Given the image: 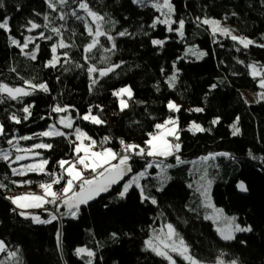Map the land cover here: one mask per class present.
Wrapping results in <instances>:
<instances>
[{
  "label": "trees",
  "instance_id": "1",
  "mask_svg": "<svg viewBox=\"0 0 264 264\" xmlns=\"http://www.w3.org/2000/svg\"><path fill=\"white\" fill-rule=\"evenodd\" d=\"M3 2L0 18H11V32L0 30V83L13 88L26 87L25 81L46 83L49 91L36 90L18 100L0 93V100L3 101L0 102V124L4 125L6 133V136H0V148L10 150L12 146L6 143L7 139L45 131L50 124H55L59 115H68L52 112V107L57 104L72 106L74 110L70 114L75 120L74 127L79 126L93 139L109 137L106 146L116 152L121 151V139L144 146L148 134L155 131V124L175 116L179 118L180 128L184 129L180 131L181 151L178 154L181 158L197 159L214 152L228 154L218 158L222 180L213 184L211 198L225 214L236 216L238 223L251 226L253 230L237 233L232 241L222 240L212 223L195 208L197 195L186 184L183 167L170 171L171 179L163 191L158 192L155 187L145 190L157 199L156 205L149 201L141 203L140 192L135 187L121 199L118 195L122 190L121 184L80 208L75 219L66 214L60 224L56 221L37 224L29 216L25 218L16 212L5 197L13 195L16 190L35 191L50 177L36 173L13 176L8 164L0 160V182L8 186L7 189H0V240L5 242L7 249L0 253V264H85L87 257L77 256V247L95 252L93 264H168L151 251L144 250V242L151 231L167 223L173 224L202 263H217L223 259L225 264H229L236 258L238 264H264V161L259 159L264 157V101L246 104L241 94L243 90L260 89L258 79L250 76L246 65L253 62L264 64V48L251 45L244 49L231 37L220 34L214 37L207 25L198 26L194 22L196 17L217 19L231 25L237 36L252 39L258 44L264 43V0H172L174 18L186 21L182 40L174 34L169 35L163 25L157 24L155 29L149 27L158 16L150 6L140 7L131 0H87L94 11L117 21L111 31L116 37V50L105 52L104 48L98 47L91 54L94 58L90 62L99 68L123 62L115 71L99 78L92 91H89L91 81L87 71L76 67L75 63L64 64L63 60V53L68 52L74 62L83 64V47L91 40L81 21L70 15L66 22L58 19L60 12L70 13L78 9L79 0L70 2L59 12L49 9L47 0ZM78 14L86 15L82 11ZM45 15H48L49 21H45ZM29 20L41 25H64L61 29L64 39L74 43L75 47L58 50L61 61L57 67H47L46 64L51 59V45L59 37L44 27L28 32ZM73 29L75 35H72ZM124 29L134 36L119 37L117 33ZM41 32L45 36H53V40H36L40 51L35 60L21 53L9 39L12 36L22 44L26 36L36 37ZM145 32L148 35H144ZM153 39L166 42L163 47L154 46L151 43ZM100 41L104 47H111L104 37ZM186 44H197L207 54L200 60L180 59ZM33 48L34 45L30 44L25 51ZM238 48L240 51L236 50ZM238 60L244 63H238ZM174 63L177 79L170 87L167 78L173 73ZM66 68L70 70L66 71ZM213 84L217 85L214 89L211 88ZM125 86L131 87L133 99L129 101L128 108L120 111L113 92ZM27 90L32 91L30 88ZM171 100L181 104L179 112L169 111L167 105ZM96 105L102 106L103 111ZM25 106H31V116L27 120L23 119L25 113L22 109ZM90 107L93 114L101 116L106 123L97 125L76 118L77 112L83 115ZM194 108H203L204 111H190ZM13 114L21 118V123L16 124L10 119ZM237 116L240 118V134L233 136L230 125ZM217 117L220 122L213 125L211 122ZM193 121L210 131L193 134L187 130ZM61 130L71 132L69 129ZM70 139L74 140L73 135ZM41 142L53 145L51 150L37 149L39 160L49 159V171L59 172L56 162L74 157V145L64 137L19 141L26 148ZM249 151L257 159L251 158ZM131 163L133 172H139L146 160L134 157ZM19 164H12V167ZM151 178L142 180L141 184L145 185ZM13 180H31L33 183L18 187L10 183ZM238 181L245 183L247 192L237 189ZM63 186L62 180L54 185L53 190L58 191ZM35 213L41 219L48 218V213L40 209ZM59 213H67V210L61 207ZM58 229L62 232L60 247ZM113 232L118 234L117 239L112 238ZM8 251H16L17 256L10 258ZM177 261L178 264H185L179 259Z\"/></svg>",
  "mask_w": 264,
  "mask_h": 264
},
{
  "label": "snow or ice",
  "instance_id": "2",
  "mask_svg": "<svg viewBox=\"0 0 264 264\" xmlns=\"http://www.w3.org/2000/svg\"><path fill=\"white\" fill-rule=\"evenodd\" d=\"M70 2H76V0H47L48 8L53 12H59L60 9L64 8ZM133 4H136L140 7H148L149 5L159 13V16L155 17L153 23L149 27L155 29L157 24H163L166 26L168 32H176L181 38L184 37V29L186 21L183 18L174 19L175 16V7L172 3V0H131ZM4 7L3 0H0V8ZM82 11L85 13V16L79 15L78 13ZM74 17L75 19L81 21L84 25L85 32L91 40L84 45L83 47V64L74 62L68 52L63 53L64 64H73L81 69L87 71L89 79L91 81L89 85V91H92L93 87L99 82V78L107 76L109 73L115 71V69L121 66V63L112 64L105 68H99L97 65L92 64L90 61L94 57L91 55L95 49L98 47L104 48L105 52H114L117 48L116 37L111 34L112 28H114L117 21L113 20L107 14H100L94 11L90 6L87 0H79L78 9H73L70 13L60 12L58 19L60 21H67L68 16ZM236 15V13H233ZM126 18V17H125ZM10 17L0 18V30L4 32H11V27L9 24ZM45 21H49L48 15L44 16ZM199 25L210 26L212 35L215 37L217 34L229 36L231 39L240 44L244 49H247L251 45L256 47L264 48V43H256L252 39L236 36L232 34V30L226 27L221 26V21L212 18H201L196 17L195 21ZM26 30L28 32H33L34 30L40 29L42 27L49 28V30L55 34L56 37H59V40L51 45V59L47 62V67L55 68L60 64L61 57L58 55L59 49H69L75 47L74 43H70L64 39L61 29L64 25L60 27L50 26V23H45L43 25L36 23L35 21L29 20ZM106 25L111 27L106 28ZM176 25L177 27H173ZM143 26H141V29ZM67 31V29H65ZM72 35H75V30H72ZM119 37H133L134 34L128 29H124L117 33ZM148 35V33H144ZM104 37L107 41L110 42L111 47H104L101 44L100 38ZM12 45L19 48L21 53L29 56L30 59L35 60L37 54L40 51V44L36 43V40H53V36H45L44 33H40L38 36H26L23 43L10 36ZM264 39V37H262ZM166 41L160 39H153L151 43L154 46L163 47ZM33 44L34 48L31 51H25L29 48V45ZM240 51V49H236ZM189 52L194 53L197 58H203L207 53L204 51H199L195 49H189ZM188 53H185L187 55ZM184 57H180L183 59ZM106 59V58H104ZM238 63H244V61L238 60ZM249 69L250 76L254 79H258V87L264 90V64H257L255 62L249 63L246 65ZM175 70V63L173 64ZM66 71L70 69H65ZM163 72V69H162ZM98 74V77H97ZM233 75H239V73H233ZM177 79V75L173 74L167 78L169 86H174V83ZM26 87H9L7 84L0 83V93L7 94L12 100H18L20 97H26L33 94L36 90H41L43 92H48L49 88L46 83L34 84L31 81L24 82ZM217 85H211V88H216ZM30 88L32 91H28ZM113 95L118 97L120 100V111H124L129 107V101L133 99V91L130 86H125L113 92ZM127 97L124 99L123 97ZM258 99L257 103L264 101V91H261L257 94ZM0 102H3L0 100ZM245 103H248L245 100ZM31 106H25L22 111L25 113L23 119L27 120L31 116L30 111ZM100 111H103L102 106L96 105ZM170 112H179L180 106L175 104L172 101L168 102L167 105ZM74 110L72 106H61L59 104L52 107L51 111L56 114L68 113V115H59L58 124L61 128L69 129L71 132L62 131L61 128H58L54 124H50L45 131L35 133L33 135L21 136L18 139L9 138L6 140V143L15 150L17 153L13 158L12 151L5 150L0 148V160L8 164V167L11 168V173L13 176H25L28 173L43 174L50 177L49 181L42 182L38 186L42 190V195L36 193H25L16 196H6L5 199L11 201L17 209H21L20 215L29 218L25 209L32 208H44L45 205H53L56 209L55 212L45 209L48 213L47 219H41L39 215H31V219L34 223L37 224H51L53 221L58 220L60 217L56 213L60 212L61 207L67 208V213H60V216L71 215L73 219L78 217L80 212L81 205H88L90 201L95 200L97 197L101 196L103 193H107L111 190L112 186L119 184L121 181H124V178L128 176L129 173H132L131 178L124 181L122 185V190L118 193L121 199L125 198L129 190L133 187L137 188L140 192L141 203L149 201L151 204L156 205L157 199L150 195L149 192H146V185H142L141 180L147 179L149 176V169H159L157 174L158 187L156 191L160 192L164 190V186L168 180L171 179L167 175V170L173 167L178 166L179 164L186 163L181 159V156L178 154L181 151L180 141V131L179 118L174 116H169L162 123H157L154 125L156 129L155 132L149 133V138L145 141V145L141 146L134 143H126L123 139L119 141L121 145V151L116 152L111 147H103V144L109 142V137H104L103 140L98 145L97 141L88 135L83 129L79 126H75V120L70 114V111ZM190 111L194 112H203V108H194ZM78 119L89 121L92 124H104L106 121L99 116L98 114H93L92 108L90 107L88 111L81 115L77 112ZM10 119L16 123H21V118L13 114ZM41 119H44L43 117ZM239 117H236V120L230 125L232 129V135L236 136L240 134ZM220 122L219 118L212 120V124H218ZM188 131L193 132H206L210 129L202 127L200 124L193 121ZM74 135L75 139L71 140L70 136ZM0 136H6L5 127L3 124H0ZM37 137H64L69 139V142L74 145L73 152L74 157L72 159H60L56 163L59 167V172L49 171L47 165L49 164V159L43 158L40 159L38 163H29L21 166L20 168H13L12 164H17L20 161L28 160L30 158L39 157L38 152H34V149H47L51 150L53 148L52 144L49 143H36L32 147L22 148L19 146L20 140H32ZM15 140V142H14ZM87 142V143H86ZM97 149V150H93ZM22 153V154H21ZM32 153V157H30ZM82 153V155H81ZM249 156L253 159H257L251 151H249ZM215 155H228L227 153H218ZM215 155H209L202 157L201 160L205 163L210 159H215ZM134 157H141L146 160L143 170L139 172H133L132 161ZM151 157V160L147 158ZM169 157H174L176 164L165 163ZM261 161H264V157H260ZM113 161H116L115 163ZM88 173V175H85ZM7 179V176H5ZM64 181V186L57 190H53L54 185H58L61 181ZM201 181H206L205 184H199L197 191L201 193L205 201V207L211 208L213 210L212 215H205V219H210L214 224H217L216 231L224 241H232L236 239V233L251 232L253 229L251 226H242L240 223H237L236 216H226L223 209H218L211 202L210 189L212 181L207 179V169L204 170L203 175L201 176ZM12 184L17 186H24L25 184L31 185L33 181L27 180L23 182L10 181ZM191 186V185H190ZM7 185L3 182H0V189H7ZM238 189L241 192H247L248 188L246 187L243 181H240L237 184ZM222 225V226H221ZM165 228L167 229L165 231ZM113 239L118 238V234L113 232L111 234ZM57 242L58 247L62 244V232L57 230ZM146 251H151L156 256L161 257L166 260L168 264H178V261L174 258V255L179 257L185 262V264H202V262L192 253L191 245H189L183 236L177 231V229L171 223H167L165 227H162L158 233H154L151 239L146 240L145 242ZM244 243V241H241ZM6 244L3 240H0V253L5 252ZM8 256L10 258H15L17 256L16 251H8ZM75 254L81 258L87 257L85 264H93L95 259V252L86 247H77L75 249ZM174 254V255H173ZM217 264H225L223 259L217 261ZM229 264H238V259H232Z\"/></svg>",
  "mask_w": 264,
  "mask_h": 264
},
{
  "label": "rangeland",
  "instance_id": "3",
  "mask_svg": "<svg viewBox=\"0 0 264 264\" xmlns=\"http://www.w3.org/2000/svg\"><path fill=\"white\" fill-rule=\"evenodd\" d=\"M150 6V5H149ZM151 7V6H150ZM154 9V8H153ZM155 10V9H154ZM156 11V10H155ZM158 13V12H157ZM158 16H159V13H158ZM174 18V17H173ZM175 19V18H174ZM213 19V18H212ZM160 25H163V24H160ZM165 28H166V26L165 25H163ZM221 26L222 27H226V28H229V29H231L232 30V34L233 35H236V33L234 32V30H233V28H232V26L231 25H229V24H227V23H225V22H221ZM173 27L175 28V27H177L176 25H173ZM209 27V29H210V31H211V28H210V26H208ZM166 31H167V28H166ZM167 33L169 34V35H171V34H174V35H176L177 36V39H179V40H182L183 38H181L176 32H168L167 31ZM212 33V32H211ZM169 37V36H168ZM168 37H167V39H168ZM189 49H195V50H199V51H204V50H202V49H200L199 47H198V45L197 44H186L185 45V48H184V50L182 51V57H185V58H192V59H195V60H200V59H202V58H197V56L194 54V53H191V52H189ZM185 53H188L187 55H185ZM29 57V56H28ZM177 73V71H176V69L174 70L173 69V73H172V75L173 74H176ZM171 75V76H172ZM119 90V89H118ZM259 92H261V90H257V91H248V90H243L242 92H241V94H242V97H243V99H244V101L245 100H247L248 101V103L247 104H253V103H255L256 101H257V99H258V96H257V94L259 93ZM124 99H127V97L125 96V97H123ZM117 101H118V106H119V109H120V100H119V98L117 97ZM172 102H174L175 104H177V105H179L180 106V108L182 107L181 106V104L179 103H177V101L176 100H171ZM174 113V112H173ZM175 117V116H174ZM58 119H59V116L56 118V120H55V124L54 125H56L58 128H61V126L58 124ZM65 129V128H64ZM155 131H156V129H155ZM154 131V132H155ZM73 137H74V139H75V136L73 135ZM87 143V142H86ZM19 146L20 147H22V148H26V147H23L22 145H21V143H19ZM32 147V146H31ZM10 151H12V154H13V158L15 157V155L17 154L16 152H15V150L13 149V148H11L10 149ZM34 152H38L37 151V149H34ZM39 153V152H38ZM218 153H225V152H214V153H209V154H207V155H203V156H201V157H199V158H197V159H190V160H186V159H183V158H181L183 161H186V163H182V164H179L178 166H176V167H173V168H170V169H168L167 170V175L168 176H170V171L171 170H173V169H175V168H178V167H183L184 168V172H185V177L187 178V180H186V184L188 185V187L197 195V201H196V204H195V208L197 209V210H200L201 212H202V214H203V217H205V215H212V212H213V210L211 209V208H208V207H205V201H204V198H203V196L201 195V193L199 192V191H197V187H198V185L199 184H205L206 183V181H201V176L203 175V173H204V170L205 169H207V179L208 180H211L212 181V184H211V188H212V186H213V184L215 183V182H217V181H221L222 179H221V170H220V165H219V163H218V158H221V157H225L226 155H224V156H221V155H215V154H218ZM22 154V153H21ZM30 155V157H32V153H30L29 154ZM81 155H82V153H81ZM209 155H215V159H210V160H208L206 163L204 162V161H202L201 160V158L202 157H206V156H209ZM40 156V155H39ZM39 157H35V158H30V159H28V160H24V161H20L19 163V165L18 166H16L15 168H20L21 166H23V165H26V164H29V163H38L39 162V159H38ZM170 158H172V157H169L168 158V160H166L165 161V163H171V164H176V161H175V159L173 160V161H171V160H169ZM174 158V157H173ZM149 159L151 160L152 158L151 157H149ZM114 163L116 162V161H113ZM154 169V172H151V170L152 169H149L148 170V172H149V176L150 177H152L151 178V180H149V181H147L146 183H145V185L147 186L146 187V189L145 190H148V189H151V188H153V187H158L159 185H158V180H157V174H158V172H159V169H156V168H153ZM85 175H88V173H85ZM148 176V177H149ZM240 181H238L237 182V184L239 183ZM237 184H236V187H237ZM191 185V186H190ZM17 186V185H16ZM18 187H20V186H18ZM237 189H238V187H237ZM239 190V189H238ZM240 191V190H239ZM13 192H16V195H21V194H25V193H29V192H32V193H36V194H38V195H42L43 193H42V190L39 188V186L36 188V190L35 191H29V190H27V189H22V190H16V191H13ZM241 192V191H240ZM15 195V196H16ZM210 195H211V189H210ZM199 199V200H198ZM11 202V201H10ZM211 202H212V204H213V201H212V198H211ZM12 204V203H11ZM13 205V204H12ZM13 207L14 208H16L15 207V205H13ZM50 207H52L53 208V211H56V209H55V207L54 206H48V209H50ZM216 207V206H215ZM45 208H47V207H45ZM216 208H218V209H221V208H219V207H216ZM17 209V208H16ZM40 208H32V209H25L24 211H25V213H26V215L27 216H29V217H31V215H37L35 212L37 211V210H39ZM18 210H20L21 211V209H18ZM225 214V213H224ZM226 216H229V217H231V216H233V215H227V214H225ZM206 220H208V221H210L211 223H212V225H213V228H214V230L216 231V227H217V224H214L213 223V221L212 220H210V219H206ZM237 223H238V221H237ZM165 225L166 224H163V225H161V227H159V228H157V229H154V230H152L151 231V233H150V236H149V238L148 239H151L152 238V236H153V234L154 233H158L159 232V230L162 228V227H165ZM222 226V225H221ZM167 229L165 228V231H166ZM216 233H217V231H216ZM237 234V233H236ZM217 235L219 236V234L217 233ZM220 237V236H219ZM221 238V237H220ZM147 239V240H148ZM174 255V254H173ZM174 258L175 259H179V260H181L179 257H177V256H175L174 255ZM181 261H183V260H181ZM202 264H209V263H202ZM211 264H217V263H211Z\"/></svg>",
  "mask_w": 264,
  "mask_h": 264
},
{
  "label": "water",
  "instance_id": "4",
  "mask_svg": "<svg viewBox=\"0 0 264 264\" xmlns=\"http://www.w3.org/2000/svg\"><path fill=\"white\" fill-rule=\"evenodd\" d=\"M131 174H132V173H129L128 176H126V177L124 178V181L126 180V178H128L129 176H131ZM124 181H121L119 184H116V185H121V184L124 183ZM116 185H114V186H116ZM112 187H113V186H112ZM103 194H104V193H103ZM84 206H86V205H81V208L84 207ZM63 208H64L65 210H67L66 207H63Z\"/></svg>",
  "mask_w": 264,
  "mask_h": 264
},
{
  "label": "built area",
  "instance_id": "5",
  "mask_svg": "<svg viewBox=\"0 0 264 264\" xmlns=\"http://www.w3.org/2000/svg\"><path fill=\"white\" fill-rule=\"evenodd\" d=\"M103 138L104 137H101V138H98L96 141H97V143H98V145L100 144V142L103 140ZM103 147H105L106 146V144H103L102 145ZM93 150H97V149H93ZM9 196H12V195H9ZM51 210V209H50Z\"/></svg>",
  "mask_w": 264,
  "mask_h": 264
},
{
  "label": "bare ground",
  "instance_id": "6",
  "mask_svg": "<svg viewBox=\"0 0 264 264\" xmlns=\"http://www.w3.org/2000/svg\"><path fill=\"white\" fill-rule=\"evenodd\" d=\"M237 36V35H236ZM259 90H261V89H259ZM248 91H250V90H248ZM262 91V90H261ZM242 92V91H241ZM256 103V102H255ZM247 104V103H246ZM254 104V103H253Z\"/></svg>",
  "mask_w": 264,
  "mask_h": 264
},
{
  "label": "crops",
  "instance_id": "7",
  "mask_svg": "<svg viewBox=\"0 0 264 264\" xmlns=\"http://www.w3.org/2000/svg\"><path fill=\"white\" fill-rule=\"evenodd\" d=\"M141 182H142V180H141ZM141 182H140V183H141Z\"/></svg>",
  "mask_w": 264,
  "mask_h": 264
}]
</instances>
